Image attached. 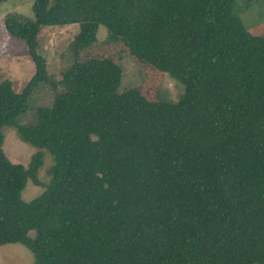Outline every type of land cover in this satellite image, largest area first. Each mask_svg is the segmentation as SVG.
<instances>
[{"label":"trees","instance_id":"trees-1","mask_svg":"<svg viewBox=\"0 0 264 264\" xmlns=\"http://www.w3.org/2000/svg\"><path fill=\"white\" fill-rule=\"evenodd\" d=\"M236 1L34 0L33 20L5 19L35 73L20 92L0 80V246H24L33 264H264V35ZM74 24L72 56L103 26L181 99L122 88L112 59L73 61L53 81L38 35ZM39 86L52 104L20 125ZM5 128L36 149L27 167L4 154ZM29 180L43 191L26 203Z\"/></svg>","mask_w":264,"mask_h":264},{"label":"rangeland","instance_id":"rangeland-1","mask_svg":"<svg viewBox=\"0 0 264 264\" xmlns=\"http://www.w3.org/2000/svg\"><path fill=\"white\" fill-rule=\"evenodd\" d=\"M33 2L34 0H8L0 3V80H9L16 92L28 85L35 69L26 45L23 41L9 36L4 21L12 14L33 20ZM236 13L251 35H264V0H237ZM78 30V25L74 24L61 28H43L38 35L39 52L45 59L47 72L53 81L60 80L62 71L73 61L84 63L89 60L112 59L122 69V88H137L140 96L148 102L175 103L181 99L183 86L166 74H159L139 64L121 42L108 43L107 30L103 26H99L96 33V45L77 51L72 56L69 48ZM54 95L51 87L39 86L33 92L26 113L16 121L23 126L32 124L35 121V110L50 106ZM3 152L12 163L27 167L36 149L23 143L13 128H5ZM51 165V157L45 154L36 173L39 183L47 184V172ZM42 191V187L29 180L21 193V199L26 203L30 202ZM33 261L29 250L20 244L0 246V264H33Z\"/></svg>","mask_w":264,"mask_h":264}]
</instances>
